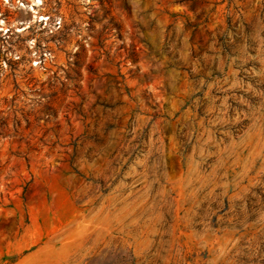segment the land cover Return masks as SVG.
<instances>
[{
	"label": "rangeland",
	"instance_id": "374dc122",
	"mask_svg": "<svg viewBox=\"0 0 264 264\" xmlns=\"http://www.w3.org/2000/svg\"><path fill=\"white\" fill-rule=\"evenodd\" d=\"M0 264H264V0H0Z\"/></svg>",
	"mask_w": 264,
	"mask_h": 264
}]
</instances>
